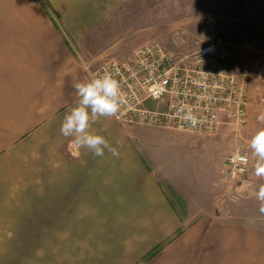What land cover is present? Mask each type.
Masks as SVG:
<instances>
[{"label":"crops","instance_id":"1","mask_svg":"<svg viewBox=\"0 0 264 264\" xmlns=\"http://www.w3.org/2000/svg\"><path fill=\"white\" fill-rule=\"evenodd\" d=\"M93 10L0 0V264H264L255 196L230 202L193 153L169 156L178 139L201 137L101 118L91 131L119 155L96 157L61 135L73 85L100 55L77 50Z\"/></svg>","mask_w":264,"mask_h":264},{"label":"rangeland","instance_id":"2","mask_svg":"<svg viewBox=\"0 0 264 264\" xmlns=\"http://www.w3.org/2000/svg\"><path fill=\"white\" fill-rule=\"evenodd\" d=\"M83 1L90 2L94 7V19L90 28L91 35L83 39L77 50L85 56L86 50L92 45L100 54L86 60L90 77L91 72L105 62L127 60L138 47L150 42H158L178 56L190 55L212 37L213 32L207 22L216 23V33L231 45L229 68L237 74L245 70L250 73L248 123L243 126L223 124L216 133L210 135L145 127L201 137L189 139L185 136L174 141L176 143L167 149L169 156L173 158L175 154L187 151L193 153L196 169L204 165L210 171L213 170V178L229 188L227 192L230 202H234L241 194L252 193L253 188L258 190L264 184V177L255 175V159L248 142L257 130L264 127L257 119L264 112V79L257 71L259 63L264 61V0ZM236 150L248 153L251 165L242 180L231 183L225 180L224 162ZM197 172L200 173V169ZM184 179L181 175L176 177L177 182ZM217 201L218 190L212 200L215 207Z\"/></svg>","mask_w":264,"mask_h":264},{"label":"built area","instance_id":"3","mask_svg":"<svg viewBox=\"0 0 264 264\" xmlns=\"http://www.w3.org/2000/svg\"><path fill=\"white\" fill-rule=\"evenodd\" d=\"M207 25L212 37L190 55L178 56L150 42L138 47L129 59L107 61L91 72V76L108 73L121 85L125 103L114 120L209 135L223 124L248 123L250 73L237 74L229 68L231 45L216 33V23L208 21ZM257 71L264 79V61ZM188 109L197 117L194 127L183 120ZM245 154L246 163L241 160ZM250 165L248 153L231 152L224 162L225 180L239 182Z\"/></svg>","mask_w":264,"mask_h":264},{"label":"clouds","instance_id":"4","mask_svg":"<svg viewBox=\"0 0 264 264\" xmlns=\"http://www.w3.org/2000/svg\"><path fill=\"white\" fill-rule=\"evenodd\" d=\"M76 92V103L63 116L60 133L71 137V143L77 149H87L96 157H103L107 149L113 156H118L117 148L109 145L105 136L91 131L94 124L101 118H119V113L125 103L121 85L112 75L104 73L92 76L85 81H77L73 85ZM264 124V112L257 117ZM185 122L194 127L198 123L192 110L183 115ZM249 147L255 159V175L264 177V127L260 128L249 140ZM245 163L248 156H241ZM249 187H252L251 185ZM259 202V212L264 214V184L251 193Z\"/></svg>","mask_w":264,"mask_h":264}]
</instances>
